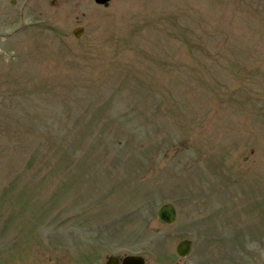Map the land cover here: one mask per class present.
<instances>
[{
  "label": "rangeland",
  "instance_id": "rangeland-1",
  "mask_svg": "<svg viewBox=\"0 0 264 264\" xmlns=\"http://www.w3.org/2000/svg\"><path fill=\"white\" fill-rule=\"evenodd\" d=\"M75 1L0 0V264H264V0Z\"/></svg>",
  "mask_w": 264,
  "mask_h": 264
},
{
  "label": "water",
  "instance_id": "water-1",
  "mask_svg": "<svg viewBox=\"0 0 264 264\" xmlns=\"http://www.w3.org/2000/svg\"><path fill=\"white\" fill-rule=\"evenodd\" d=\"M104 0H98V2H103ZM160 220L166 223H172L175 219V210L171 204H164L157 213ZM189 251V243L187 241H180L176 246V253L180 256L187 254ZM116 260L109 257L107 264H114ZM124 264H142L141 258L129 257L125 259Z\"/></svg>",
  "mask_w": 264,
  "mask_h": 264
},
{
  "label": "flooded vegetation",
  "instance_id": "flooded-vegetation-1",
  "mask_svg": "<svg viewBox=\"0 0 264 264\" xmlns=\"http://www.w3.org/2000/svg\"><path fill=\"white\" fill-rule=\"evenodd\" d=\"M75 1V0H74ZM92 2H93V0H91ZM113 0H110L109 1V3L110 2H112ZM56 2V0H49V4L50 5H53L54 3ZM76 2H78V0L77 1H75L74 3H76ZM76 20L78 21L79 20V15H76ZM77 27L78 26H80V27H82V29H83V31H84V27L81 25V24H78V25H76Z\"/></svg>",
  "mask_w": 264,
  "mask_h": 264
}]
</instances>
